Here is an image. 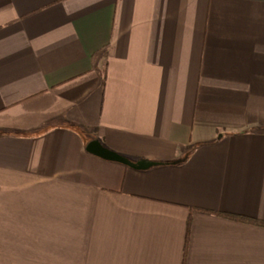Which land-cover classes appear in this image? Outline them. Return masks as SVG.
Returning a JSON list of instances; mask_svg holds the SVG:
<instances>
[{
    "label": "crops",
    "instance_id": "crops-1",
    "mask_svg": "<svg viewBox=\"0 0 264 264\" xmlns=\"http://www.w3.org/2000/svg\"><path fill=\"white\" fill-rule=\"evenodd\" d=\"M228 214L264 222V0H0V264H264Z\"/></svg>",
    "mask_w": 264,
    "mask_h": 264
},
{
    "label": "water",
    "instance_id": "water-1",
    "mask_svg": "<svg viewBox=\"0 0 264 264\" xmlns=\"http://www.w3.org/2000/svg\"><path fill=\"white\" fill-rule=\"evenodd\" d=\"M87 150L103 158L119 161L127 165L135 166L137 168L142 167L139 164L134 165L128 158L119 154L118 152L104 147L99 140H91L87 144Z\"/></svg>",
    "mask_w": 264,
    "mask_h": 264
},
{
    "label": "trees",
    "instance_id": "trees-1",
    "mask_svg": "<svg viewBox=\"0 0 264 264\" xmlns=\"http://www.w3.org/2000/svg\"><path fill=\"white\" fill-rule=\"evenodd\" d=\"M228 216H231L232 218H235L239 221H245V222H254V223H262L264 224V222H261V221H256V220H252V219H249L247 217H243V216H236V215H231V214H228ZM190 225H191V222H189L188 224V228H187V237H186V246L188 244V239H189V234H190Z\"/></svg>",
    "mask_w": 264,
    "mask_h": 264
}]
</instances>
